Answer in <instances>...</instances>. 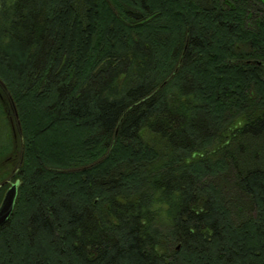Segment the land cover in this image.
Returning a JSON list of instances; mask_svg holds the SVG:
<instances>
[{
	"label": "trees",
	"instance_id": "trees-1",
	"mask_svg": "<svg viewBox=\"0 0 264 264\" xmlns=\"http://www.w3.org/2000/svg\"><path fill=\"white\" fill-rule=\"evenodd\" d=\"M0 108V264H264V0H0Z\"/></svg>",
	"mask_w": 264,
	"mask_h": 264
},
{
	"label": "water",
	"instance_id": "water-1",
	"mask_svg": "<svg viewBox=\"0 0 264 264\" xmlns=\"http://www.w3.org/2000/svg\"><path fill=\"white\" fill-rule=\"evenodd\" d=\"M10 180L4 184H8ZM18 183H12L10 187L5 191L3 198L0 202V228L7 222L12 214L16 194H17Z\"/></svg>",
	"mask_w": 264,
	"mask_h": 264
},
{
	"label": "rangeland",
	"instance_id": "rangeland-1",
	"mask_svg": "<svg viewBox=\"0 0 264 264\" xmlns=\"http://www.w3.org/2000/svg\"><path fill=\"white\" fill-rule=\"evenodd\" d=\"M12 124V123H11ZM14 125H10L9 121L4 117L0 108V158H6L9 148V143L14 135ZM13 131V132H12ZM7 151V152H6Z\"/></svg>",
	"mask_w": 264,
	"mask_h": 264
},
{
	"label": "flooded vegetation",
	"instance_id": "flooded-vegetation-1",
	"mask_svg": "<svg viewBox=\"0 0 264 264\" xmlns=\"http://www.w3.org/2000/svg\"><path fill=\"white\" fill-rule=\"evenodd\" d=\"M8 184H11V183H8Z\"/></svg>",
	"mask_w": 264,
	"mask_h": 264
}]
</instances>
